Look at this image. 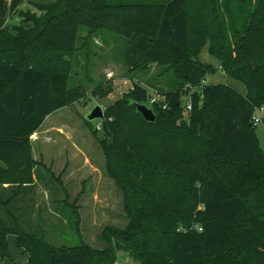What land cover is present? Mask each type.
<instances>
[{"label": "trees", "instance_id": "obj_1", "mask_svg": "<svg viewBox=\"0 0 264 264\" xmlns=\"http://www.w3.org/2000/svg\"><path fill=\"white\" fill-rule=\"evenodd\" d=\"M23 2L0 0V255L16 233L32 264H115L121 251L139 264H264V150L253 121L264 107V0H53L11 24ZM83 26L117 31L130 71L170 60L176 78L168 107L152 106L155 121L137 109L151 93L136 81L105 109L100 143L128 224L104 230L103 253L31 233L12 209L41 176L33 134L81 95L66 56ZM207 46L245 92L207 83L216 71L199 60Z\"/></svg>", "mask_w": 264, "mask_h": 264}, {"label": "rangeland", "instance_id": "obj_2", "mask_svg": "<svg viewBox=\"0 0 264 264\" xmlns=\"http://www.w3.org/2000/svg\"><path fill=\"white\" fill-rule=\"evenodd\" d=\"M50 1L53 0H24L17 11L20 20H8L11 24H22L24 18L19 15L20 11L40 15L37 4ZM121 45L120 35L113 29L81 28L75 51L66 56L70 87L79 89L77 92L81 95L71 105L49 115L32 137L34 158L44 164L39 168L41 176L34 187L20 194L12 209L25 230L43 231L56 245L74 246L83 242L103 253L107 247L111 248L102 237L104 230L109 226L125 228L128 224L124 193L108 174V155L100 143L103 130L98 125L102 126L103 119L96 118L88 123L87 115L98 104L108 108L129 90L133 81L147 88L150 99L153 94L166 97L176 79L170 60L130 71L118 53ZM199 60L213 63L216 70L213 76L207 77V83H230L245 92L243 83L228 77L224 68L219 69L221 64L210 55L208 46ZM98 87L103 89L97 93ZM188 93L186 90V95ZM158 112L155 110L156 114ZM259 114L264 119V110ZM256 133L264 150L263 121L256 123ZM57 178L62 185L57 183ZM0 213L4 214L1 204ZM8 240L9 256L0 255V264H32L29 254L18 245L17 234L10 233ZM116 254L115 264H139L126 251Z\"/></svg>", "mask_w": 264, "mask_h": 264}, {"label": "water", "instance_id": "obj_3", "mask_svg": "<svg viewBox=\"0 0 264 264\" xmlns=\"http://www.w3.org/2000/svg\"><path fill=\"white\" fill-rule=\"evenodd\" d=\"M137 109L139 112L142 113L144 118L148 121H155L156 120V113L153 107L148 106L145 103H137ZM105 114V109L100 105H96L91 112L87 115V120L92 121L96 118L103 119Z\"/></svg>", "mask_w": 264, "mask_h": 264}, {"label": "built area", "instance_id": "obj_4", "mask_svg": "<svg viewBox=\"0 0 264 264\" xmlns=\"http://www.w3.org/2000/svg\"><path fill=\"white\" fill-rule=\"evenodd\" d=\"M11 16V15H10ZM10 18V17H9ZM8 18V19H9ZM222 67L219 66V69H221ZM148 103L150 105H160L163 109H166L168 107V103L166 102V97H161L159 94H153L150 96V99L148 101ZM149 104H147L148 106H150ZM150 106V107H152ZM188 109H191V105L189 104L187 106ZM264 110V107H260V108H257L256 111H255V114H254V117H253V121L255 123L257 122H260V121H263V118L260 116L259 112L260 111H263ZM101 124L98 125V128H101Z\"/></svg>", "mask_w": 264, "mask_h": 264}, {"label": "crops", "instance_id": "obj_5", "mask_svg": "<svg viewBox=\"0 0 264 264\" xmlns=\"http://www.w3.org/2000/svg\"><path fill=\"white\" fill-rule=\"evenodd\" d=\"M19 9H17V10H15L13 13H12V15L10 16V18H9V20L11 19V18H15V20L16 19H18V20H20V18H19V16H18V13H17V11H18ZM29 25L28 26H31V23H28ZM27 26V25H26ZM60 110V109H59ZM58 111V110H57ZM56 112V111H55ZM51 115V114H50ZM49 117V116H48Z\"/></svg>", "mask_w": 264, "mask_h": 264}]
</instances>
